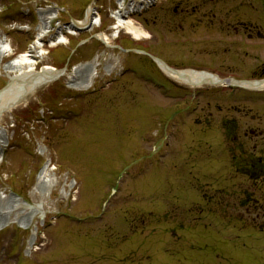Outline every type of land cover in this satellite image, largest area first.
<instances>
[{"label":"rangeland","instance_id":"rangeland-1","mask_svg":"<svg viewBox=\"0 0 264 264\" xmlns=\"http://www.w3.org/2000/svg\"><path fill=\"white\" fill-rule=\"evenodd\" d=\"M91 2L0 0V40L12 48L0 56V91L17 75L8 73L7 64L37 41L40 14L57 15L55 4L70 16L59 11L43 47L34 46V54L43 57L35 72L45 65L63 68L80 41L113 34L110 9L118 11V0H96L103 7L101 28L67 35L68 47H50L72 17L85 20ZM213 7L238 8L235 20L246 22L264 8V0H215ZM155 12L143 16L146 23L135 17L149 40L132 42L122 31L112 45L148 49L183 70L208 62L189 42L178 43L191 39L189 33L154 30ZM213 36L222 35L214 31ZM237 38L231 32L227 41ZM216 44L213 57L228 58ZM95 55L99 75L93 88H69L75 66ZM144 58L94 39L71 57L66 75L22 95L21 105L3 116L0 126L9 143L0 154V224L12 223L0 231V264H264V207L248 204L264 199V178L251 181L232 163L241 150L257 152L258 140L251 134L260 114L255 90L229 97L227 89L207 85L215 94L211 99L202 95L205 102L199 97L185 104L178 91L159 88L154 76L185 91L195 87L175 81L148 60L144 64ZM115 62L120 68L106 76ZM198 106V112L189 111ZM225 117L240 123L241 149L234 151L227 142ZM45 168L51 183L43 189L38 181ZM31 238L36 244L29 249Z\"/></svg>","mask_w":264,"mask_h":264},{"label":"flooded vegetation","instance_id":"flooded-vegetation-1","mask_svg":"<svg viewBox=\"0 0 264 264\" xmlns=\"http://www.w3.org/2000/svg\"><path fill=\"white\" fill-rule=\"evenodd\" d=\"M165 2L166 5L163 6V3L161 7L156 9V15L151 20L152 27L162 35L166 34L164 33L166 27H169L172 31H178L180 35L182 33L190 34L191 39L179 40L178 43L189 42L191 48H196L194 52L196 55H206L209 58L208 62L200 63L198 61L190 65L191 69L209 72L224 79L243 80L248 78L257 80L260 84L264 83V9L254 10L251 19L240 22L235 20L240 15L238 8H226L218 11L213 7L215 0H166ZM146 21H148L147 18ZM203 30L206 32L205 35ZM214 31L221 33L220 39L214 40ZM231 32L239 40L228 43L227 40ZM215 44L224 47L222 53L228 55V58L219 60L213 57ZM234 48H239V51H234ZM159 56L162 57L161 54ZM161 59L171 65L168 60L163 57ZM171 66L176 67V65ZM222 72L226 75H222ZM207 90L205 92L201 91L199 97L202 98L203 95L211 99L213 92ZM258 92V112L260 114L258 119L255 120L257 125L251 131V134L253 138L258 140L255 146L257 152L253 154L264 164V105L261 104L264 102V89ZM185 93L188 92L185 91ZM202 100L205 102L203 98ZM198 110L195 109L193 113L198 112ZM222 123L225 127H231L226 130V138L228 142L232 141L231 143L234 145L232 149L235 151L237 149L235 146L241 149L239 144L240 135L238 134L240 123L229 117H225ZM245 135L247 136L248 133H245ZM254 200L256 201L248 202L251 207H264V199L257 198Z\"/></svg>","mask_w":264,"mask_h":264},{"label":"bare ground","instance_id":"bare-ground-1","mask_svg":"<svg viewBox=\"0 0 264 264\" xmlns=\"http://www.w3.org/2000/svg\"><path fill=\"white\" fill-rule=\"evenodd\" d=\"M90 12H91V9L89 10V14ZM116 16H117V25L116 27L113 28L116 31V33L111 36L104 35V34L100 35L99 37L101 38L102 41L109 44L112 39L117 37V34L121 30H126L127 33L133 35L136 39L147 37L146 34H144L140 30H138L136 27H134V25H132L131 22L129 21L125 22L118 15ZM96 25H99L98 20L94 21V26ZM84 27H86V22H76L73 24L65 25L63 27V31L69 34L75 35L76 34L75 29L76 30L83 29ZM45 28H46V23H45ZM45 28H43L41 33H39L38 35L39 40L36 43L38 48L43 47V43H42V40L40 39V35H42ZM66 43H67V40H66L65 35H59L51 42V47H56L58 45L66 44ZM11 51H12L11 45H9L7 41L0 40V55L5 52L10 53ZM35 65H36L35 61L28 54H20L12 62L7 64L6 70L8 71V73L17 74L15 77V79L17 80L15 81L13 86L10 87V89L0 94V122L3 116L7 113L6 109L8 107L15 105L14 108L16 109L17 107H19V105H21V103H19L18 101L22 95L24 96L26 93L29 94L31 91H34L36 88H40L42 86H45L46 84H50L53 81H56L55 74H54L55 73L54 67L45 65L43 71L39 74H36L34 70ZM95 67H96V64L92 63L91 65H87V67L80 66V68H76L74 74L69 76V84H68L69 88L80 90V91L89 90L90 88H92L94 85L93 83H94V78H95L94 76ZM83 69L87 71V74L85 75V77L79 74V73L83 74ZM115 69H116V65L114 64L112 66H109L108 71L111 74ZM166 73L170 75L172 78H174L175 80H177L178 82L183 83V84H192L194 85V87L203 85L201 81L204 79L206 80L205 78L206 75H202L201 73H197V74L187 73L189 75L187 77H183V75L181 74L173 75L169 72H166ZM216 82L217 81H215L214 79L213 81H211L212 84ZM249 86L248 87L252 89L264 88V85L259 86L257 83H252ZM30 97L31 96L27 97L26 100H29ZM11 111H13V109L9 110L8 112H11ZM7 143L9 142H8V136L6 134V131H4V129H2L0 126V154L7 147L8 145ZM48 169L49 168H45L39 177L38 182L39 184H41L40 186H43V189L44 187L47 188L51 183V180L47 178ZM4 210L5 209H3V211ZM11 223H12V220L6 219L4 223L0 224V230L10 225ZM27 226L25 224L23 228H29V224ZM35 244H36V239L31 238L28 244V248L29 249L34 248Z\"/></svg>","mask_w":264,"mask_h":264},{"label":"water","instance_id":"water-1","mask_svg":"<svg viewBox=\"0 0 264 264\" xmlns=\"http://www.w3.org/2000/svg\"><path fill=\"white\" fill-rule=\"evenodd\" d=\"M62 73V71H60V72H58V74H61ZM15 83V81H12L3 91L5 92V91H7L8 89H10V87L11 86H13V84ZM1 93H3V92H0V94ZM11 107H13V106H10V107H8L7 109H10ZM6 109V110H7Z\"/></svg>","mask_w":264,"mask_h":264},{"label":"trees","instance_id":"trees-1","mask_svg":"<svg viewBox=\"0 0 264 264\" xmlns=\"http://www.w3.org/2000/svg\"><path fill=\"white\" fill-rule=\"evenodd\" d=\"M253 165H255V163ZM255 166H256L255 168H257L258 170H260V168L258 167L259 166L258 164L255 165Z\"/></svg>","mask_w":264,"mask_h":264}]
</instances>
